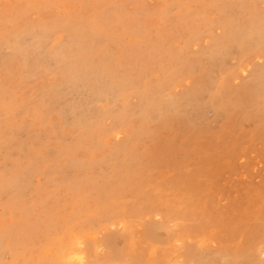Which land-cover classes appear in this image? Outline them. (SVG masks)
I'll return each instance as SVG.
<instances>
[{
    "label": "rangeland",
    "instance_id": "1",
    "mask_svg": "<svg viewBox=\"0 0 264 264\" xmlns=\"http://www.w3.org/2000/svg\"><path fill=\"white\" fill-rule=\"evenodd\" d=\"M239 249L264 264V0H0V264Z\"/></svg>",
    "mask_w": 264,
    "mask_h": 264
},
{
    "label": "bare ground",
    "instance_id": "2",
    "mask_svg": "<svg viewBox=\"0 0 264 264\" xmlns=\"http://www.w3.org/2000/svg\"><path fill=\"white\" fill-rule=\"evenodd\" d=\"M251 250H254V249H251ZM264 251V250H263ZM66 252V251H65ZM258 252V251H257ZM229 253H235L234 254V256L232 257V258H235V259H233L232 261H235V260H241L244 264H256V261H255V254H254V252L253 251H250L249 249L248 250H245V251H243V250H241V249H239L238 251H231V252H229ZM82 252H76V253H73L71 256H70V258H69V260H74V261H78V262H82V259H83V257H82ZM228 254V252L227 251H225V255H227ZM184 256V258L186 259H188V262H189V264H192V262L190 261V257H191V255H190V253L189 252H187V251H185V255H183ZM228 257H230V255L228 256ZM258 260V259H257ZM223 261V260H222ZM187 262V261H186ZM258 262V261H257ZM263 262V261H262ZM259 263V262H258ZM206 264V263H205Z\"/></svg>",
    "mask_w": 264,
    "mask_h": 264
}]
</instances>
